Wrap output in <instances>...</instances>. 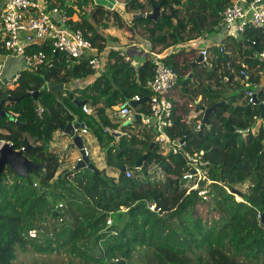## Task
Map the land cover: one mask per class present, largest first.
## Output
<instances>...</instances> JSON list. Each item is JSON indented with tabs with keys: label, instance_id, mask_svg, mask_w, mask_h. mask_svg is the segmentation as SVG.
<instances>
[{
	"label": "trees",
	"instance_id": "trees-1",
	"mask_svg": "<svg viewBox=\"0 0 264 264\" xmlns=\"http://www.w3.org/2000/svg\"><path fill=\"white\" fill-rule=\"evenodd\" d=\"M120 1L125 2L127 14L149 13L160 5L156 20L129 21L136 39L149 42L154 53L181 46L161 60L177 72L176 87L184 102L198 100V114L184 121L173 101L172 123L164 132L179 148L178 154L167 151L156 140L155 128L141 121L124 127L119 140L107 148L114 140L109 129L121 122L115 117L111 123L108 111L135 94L141 98L150 94L147 82L155 63L146 55L134 66L120 51L107 48L117 39L104 29L114 21L123 27L125 17L91 0L71 3L76 7H69V13L77 10L79 14L74 27L84 31L97 51L105 52V63L97 71L87 59L54 54L49 44L42 43L36 48L51 54L53 67L23 72L13 89L0 87V99L8 102L4 109L8 114L0 113V142L9 141L14 149L29 144L24 156L46 165L27 178L8 166L1 174L0 264H16L17 247L45 254L66 253L80 264H111L122 258L132 264L135 254L141 264H264V227L259 219L264 211V126L257 134L243 136L236 131L251 126L261 111L258 105L247 103L243 86L229 69L239 60L249 69L258 64L252 55L264 48V30L247 28L239 38H222L228 49H215L218 62L224 61L221 69L213 61L196 63L192 77L184 79L199 53L197 46L188 51L183 46L212 32L231 0ZM251 39L256 44L250 47L247 40ZM259 68L261 74H251V81L257 98L264 100V69ZM91 76L96 77L82 88L61 90L75 79ZM47 82L60 89L47 88ZM29 92L38 93L33 98ZM75 98L86 100L84 105L95 107L94 111L84 113ZM221 100L225 103L209 114V124L197 129L200 107ZM98 102L103 106L96 107ZM37 107L42 108L41 113ZM135 108L148 113V102L140 101ZM77 118L93 131L101 148H107L105 163L117 176L89 167L56 174L61 162L51 147L53 134ZM181 142L184 145H177ZM144 154L147 157L137 168ZM192 164L205 170L211 182H200L198 190L188 191L194 180L184 179L183 174L193 170ZM123 165L131 171L129 177L122 171ZM202 188L206 189L205 199L198 194ZM231 189L241 193V200L235 199ZM109 217L111 225L106 223ZM31 229L36 230V237L28 235Z\"/></svg>",
	"mask_w": 264,
	"mask_h": 264
},
{
	"label": "built area",
	"instance_id": "built-area-1",
	"mask_svg": "<svg viewBox=\"0 0 264 264\" xmlns=\"http://www.w3.org/2000/svg\"><path fill=\"white\" fill-rule=\"evenodd\" d=\"M76 0H0V87L5 89H13L22 79L23 72L37 73L41 69L51 68L54 65V60L51 54H47L41 48H36V45L49 44L51 52H57L74 60L87 59L88 64L96 69L99 67V60L96 57L90 56L89 52L93 53L96 48L93 47L89 38L84 35V31L74 27L78 20L74 14L69 13L68 8L76 5ZM93 3H99L96 0H91ZM143 1V0H136ZM103 6L109 11H116L123 17L130 16L124 11L125 2L120 0H103ZM147 13V12H144ZM222 27L224 37L239 38L243 36L247 28H255L264 30V0H231L230 4L225 6L220 12V20L215 28ZM251 47L256 44V40H247ZM224 43L216 44V48L220 51L224 50ZM209 47H201L199 54L202 56V62L207 63L211 58ZM215 48V49H216ZM7 55L21 56L22 65L12 75L5 77V57ZM120 55L126 60L128 57L120 51ZM253 58L258 61V66L264 69V48L253 52ZM155 68L152 78L147 82L150 90L148 95V113L141 112V122L146 127H154L156 130V140L162 143L167 151L178 154L179 148L170 143L169 137L165 134L164 128L170 126L171 112L174 106L171 99V92L177 86L179 76L177 72L159 57H152ZM201 62V63H202ZM230 73L234 80H238L243 86V96L247 103L251 105H261L264 109V100H259L256 91L251 81V70L242 62H235L230 68ZM228 78H226L227 80ZM5 82L3 83V81ZM142 98L135 94L130 99H127L120 106L111 109V115L119 118L122 122L130 119L131 112L134 108L131 107L130 101L139 102ZM198 100L193 103H188L189 109L193 112L188 116H197L194 113ZM37 112L41 113L42 108L37 107ZM84 112H91V108L87 105L82 106ZM200 117L196 120V128L199 129L202 124V111ZM254 123L246 128H236V131L243 136L247 134H257L259 128L264 126V118L261 115L254 116ZM15 121V120H14ZM88 130L75 129V134L83 136ZM264 140V137H263ZM3 142V141H1ZM0 142V143H1ZM9 142V141H8ZM11 143V142H9ZM12 144V143H11ZM184 145L179 143L178 145ZM22 147L21 149H23ZM84 154L89 156L87 147L83 144ZM81 160V154H78L71 169L76 168V164ZM193 166V164H192ZM139 166L137 165V168ZM125 175H131L130 170H125ZM183 178L186 180L193 179V184L189 187L198 190L200 182L209 184L211 180L208 178L205 170L198 166H193L192 171L185 172ZM36 185V183H34ZM198 194L206 198V189L202 188ZM62 207V203L58 204ZM151 209L154 205L149 206ZM112 219L109 217L106 220L107 225H111ZM30 237H36L35 229L28 231ZM118 259L114 260L117 261Z\"/></svg>",
	"mask_w": 264,
	"mask_h": 264
},
{
	"label": "crops",
	"instance_id": "crops-1",
	"mask_svg": "<svg viewBox=\"0 0 264 264\" xmlns=\"http://www.w3.org/2000/svg\"><path fill=\"white\" fill-rule=\"evenodd\" d=\"M73 14L75 15V17H77L79 19V17H78L79 14H78V11L77 10H76V12L74 11ZM129 28H130V26H129ZM217 31H218V29H216L215 26H214L212 28V32L216 33ZM207 37H208V35L205 34L201 39L193 40V41L190 42V44L188 46H183V47L185 48L186 51H188L190 49V46L191 47L192 46L193 47L194 46H197V51L196 52L199 53V50H200L201 47H206V45H201L200 44V41L202 39L205 40ZM218 39H220V42H221L222 38H218ZM218 41L219 40H216L215 42H218ZM139 43H141V44H138L139 47L141 46L140 49L137 48V47H133V52L130 53L128 51V49H129V47H128L127 50L125 51V55L128 57V59L131 60V63L134 66H137L139 63H141V62H139L137 60L138 59L137 57H138V54H139L138 51H141V53L142 52L143 53H146L149 57H159V58H162L165 54H167L169 52L176 51L177 49H179L181 47L180 45H174V46H171V47L165 49L161 53H156V52L154 53L151 50V48H150L149 42L145 43V42L141 41ZM132 45H134V43H132ZM107 48H113L115 50L121 51V47H119L117 44L112 45V43H109L108 46H107ZM121 52H123V51H121ZM89 55L90 56H93V57H96L99 60V67L96 68L95 70H97V71L100 70L104 66V63H105V57H106L105 56V52H99V51L96 50L93 53L89 52ZM4 63H5L4 76L5 77H8V76L12 75L16 70H18L21 67V65H22V57L21 56H14V55H7L5 57ZM135 63L136 64L138 63V64L135 65ZM95 77L96 76H91V77L86 78V79H84V78L75 79L73 82H71L69 84H65L63 88L61 87V90L62 91L65 90V89L71 90V89L77 88V87L82 88L86 84L91 83L95 79ZM45 85L49 89L52 88V87H54V84L52 82H47ZM176 88L177 87H175L173 89V91L171 92V99L177 105V101L175 102V97H177V95H176V93H174V91L176 90ZM57 89H60V87L54 88L53 91H56ZM178 92H179V89L177 91V94L179 95ZM173 93H174V95H173ZM75 99L81 100V99H78V98H75ZM124 102L118 103V104H115V105H112L111 106V109L113 107L120 106ZM95 105H96V107H102L103 106V103L102 102H98ZM89 107L91 108V112L87 113V112H84L83 110L82 111L84 113H87V114L92 113L94 111L93 108H95V107H93V106H89ZM183 108H184V110H186L188 108V114H187L188 116H190V114H193V112L191 111V109H189V107L187 106V104L184 105ZM133 110H135L137 113H141L136 108H134ZM179 112L181 114H183L182 111H179ZM84 113H82V116H84V117L85 116H88V115H86ZM194 113H196V112H194ZM94 115H96L95 112H94ZM107 117L111 121V123L115 122L114 119H116V118L111 115V111H110V113L108 111ZM77 120H80L81 121L80 118H77ZM81 122L84 123V126L86 128L87 127V124L84 121H81ZM100 123H102V122H100ZM121 123L122 122H119V125L116 128L111 129V130H113V131L117 130L119 128V126H120ZM56 131H58V130H56ZM56 131L53 134V140H54V142L51 143V147H53L55 149L54 151L59 155L60 162H63L64 161V163H65L66 166H69V165L72 166V163L75 161L76 157L79 154V150L76 147L70 146L71 139L69 138L68 135L64 134L62 130H60L58 134L56 133ZM82 139H83V144L87 147V149L89 151V159H90V162L94 165L95 169L96 168L97 169H104L107 174L112 175V176H117L115 170L112 169L111 167H108L106 165V163H105V152H106V149L101 148V146L97 142L96 136L94 135L93 131H91L89 129L86 133H83ZM118 140H116L114 138L113 142H111L109 145H111V146L114 145V143H116ZM67 164H69V165H67Z\"/></svg>",
	"mask_w": 264,
	"mask_h": 264
},
{
	"label": "water",
	"instance_id": "water-1",
	"mask_svg": "<svg viewBox=\"0 0 264 264\" xmlns=\"http://www.w3.org/2000/svg\"><path fill=\"white\" fill-rule=\"evenodd\" d=\"M160 5H154L152 11L149 13H144V12H138V13H132L130 14V18L136 19V18H142L146 17L148 19L156 20L158 16L160 15ZM57 52H54L56 54ZM202 62V56L200 54L197 55L196 59L190 62L191 65V71L184 77L185 78H191L192 73H193V67L196 63ZM5 80L3 81V83ZM2 85V83L0 84ZM38 92H29L27 93L28 96H32L35 98L37 96ZM148 99V96H145L142 98L141 101H146ZM10 100V97L8 98ZM75 104L77 106H82L85 104V100H77L73 99ZM140 102V101H139ZM139 102H134L130 101V105L132 108H135L137 103ZM4 103V100L0 99V113L3 115H7L8 112L4 109L1 108V104ZM225 103L224 100H221L219 102H216L210 106H201L200 109L202 110V122L206 125L209 124V114L216 110L218 106H221ZM260 108V115L263 116L264 114V109H262L261 105H259ZM96 114V113H95ZM141 113H137L135 110L131 112L130 119L122 122L119 126V128L115 131L109 130V133L116 139L118 140L119 137L123 134V128L131 125L135 121H140L141 120ZM103 124V122H102ZM104 125V124H103ZM84 123H82L80 120H76L75 122H71L67 124L65 127L61 128L64 134L68 135L69 138L71 139L70 146L76 147L79 150V154H81V160L77 162L76 164V169L82 168V167H89L91 169H95L94 165L90 162L89 156L84 154L83 150V139L82 136L75 134V129H82L84 128ZM88 130V129H87ZM178 145V144H177ZM111 147L109 145L107 148ZM106 148V150H107ZM30 149V145L27 144L25 148L23 149H14L12 144L9 143L8 141H3L0 143V178L1 174L4 171L5 167L8 166L16 175L22 178H27L30 173L34 170L36 171H41L45 169V163H35L28 158L24 156V152ZM147 154H144L136 163V165H141L142 162L146 159ZM122 171L126 170V167L123 165L121 167ZM231 193L237 194L241 197V193L238 192L237 189H231ZM260 224L264 227V211H262L260 217ZM111 264H127L124 259H119L115 262H112Z\"/></svg>",
	"mask_w": 264,
	"mask_h": 264
},
{
	"label": "rangeland",
	"instance_id": "rangeland-1",
	"mask_svg": "<svg viewBox=\"0 0 264 264\" xmlns=\"http://www.w3.org/2000/svg\"><path fill=\"white\" fill-rule=\"evenodd\" d=\"M99 3H102L103 0H96ZM89 7H86V10H88ZM126 19V25H124L123 27H118V23H116L115 21L113 22V25H111L108 29H104V32L109 33L112 37H115L117 40H114L113 43L117 44L119 47H121V51L124 52L127 50V48L129 47L128 51L130 53L133 52V47H137L140 49V47L138 46V44H141L139 42H141L140 40H137L136 37H138L135 33H134V28L131 25L130 20V16L126 15L125 16ZM129 26H131L129 28ZM222 27L218 28V31L216 33L214 32H210V33H206V35H208V37L204 40L202 39L200 41L201 45H206V47L211 46L210 51H211V58H209V62H214V63H218L219 64V69H221V67L223 66L224 61H220L218 62V54L216 53V43L219 44L220 43V39L218 38H223V36L225 35L223 32ZM216 40H219L218 42H215ZM138 41V42H137ZM132 43H134V45H132ZM191 47V46H190ZM224 50L228 49V47L226 48L225 45H223ZM136 48V49H137ZM138 61L142 62L143 58L146 57V53H141V51H138ZM232 53V51L230 52ZM233 57V55H232ZM152 58V57H150ZM238 62H241L240 60ZM138 64V63H137ZM135 63V65H137ZM260 68L258 65H256L255 67H253V71L251 70V74H253L254 77H257V75L259 76L260 73ZM50 89H54V87L50 88ZM178 91V87L176 88V90L174 91V93H176L177 97H175V102L177 101V105L180 107V111L183 112L182 118L184 121L188 120V108L186 110H184L183 106L185 103L184 102V98H181L180 95L177 94ZM173 93V95H174ZM188 103H185V105ZM8 105V102H4L3 104H1V108L2 109H6ZM60 130L56 131V133L58 134ZM54 142V140L52 141ZM64 153V152H63ZM61 154V153H60ZM74 163V162H73ZM72 163V164H73ZM69 165V164H67ZM65 170H71V166H66L64 161L60 163V167L59 170L57 171L56 174H58L60 171H65ZM231 191V190H229ZM235 199L237 200H241V197L237 194H235ZM136 254L134 255V257L132 258L131 263L134 264H141V262L139 263V260L136 261ZM123 259V258H122ZM134 261V262H133ZM16 264H80L77 262V260L75 258H70L66 253H61V254H55L54 252L51 254H45V253H38L35 251H32L30 248L29 249H22L20 247H17L16 249V259L14 261ZM70 262V263H69Z\"/></svg>",
	"mask_w": 264,
	"mask_h": 264
},
{
	"label": "clouds",
	"instance_id": "clouds-1",
	"mask_svg": "<svg viewBox=\"0 0 264 264\" xmlns=\"http://www.w3.org/2000/svg\"><path fill=\"white\" fill-rule=\"evenodd\" d=\"M83 106V105H82ZM201 110V109H200ZM202 111V110H201ZM122 122V121H121Z\"/></svg>",
	"mask_w": 264,
	"mask_h": 264
}]
</instances>
